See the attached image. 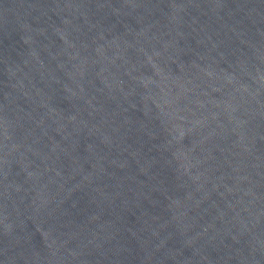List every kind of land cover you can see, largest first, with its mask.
Instances as JSON below:
<instances>
[{"label":"water","instance_id":"water-1","mask_svg":"<svg viewBox=\"0 0 264 264\" xmlns=\"http://www.w3.org/2000/svg\"><path fill=\"white\" fill-rule=\"evenodd\" d=\"M0 264H264V0H0Z\"/></svg>","mask_w":264,"mask_h":264}]
</instances>
